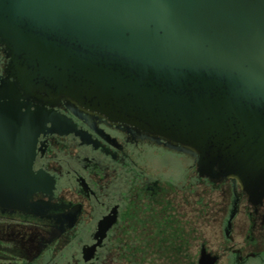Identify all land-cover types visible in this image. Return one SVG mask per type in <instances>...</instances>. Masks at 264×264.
Returning <instances> with one entry per match:
<instances>
[{
	"label": "water",
	"instance_id": "water-1",
	"mask_svg": "<svg viewBox=\"0 0 264 264\" xmlns=\"http://www.w3.org/2000/svg\"><path fill=\"white\" fill-rule=\"evenodd\" d=\"M0 41L24 82L264 194V0H0ZM63 120L0 89V206L41 188L36 140Z\"/></svg>",
	"mask_w": 264,
	"mask_h": 264
},
{
	"label": "flooded vegetation",
	"instance_id": "flooded-vegetation-1",
	"mask_svg": "<svg viewBox=\"0 0 264 264\" xmlns=\"http://www.w3.org/2000/svg\"><path fill=\"white\" fill-rule=\"evenodd\" d=\"M18 71L0 41V89L73 129L39 133L32 169L45 178L28 205L0 206V264H264V194Z\"/></svg>",
	"mask_w": 264,
	"mask_h": 264
}]
</instances>
